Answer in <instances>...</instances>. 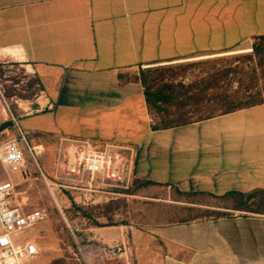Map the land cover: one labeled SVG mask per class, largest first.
I'll return each instance as SVG.
<instances>
[{
    "label": "crops",
    "instance_id": "1",
    "mask_svg": "<svg viewBox=\"0 0 264 264\" xmlns=\"http://www.w3.org/2000/svg\"><path fill=\"white\" fill-rule=\"evenodd\" d=\"M260 35L264 0H0V58L23 62L41 86L32 102L39 111L18 116L31 118L30 141L44 134L59 145L112 143L130 158L132 178L210 198L264 188V105L154 130L141 83L120 82L118 74L249 50ZM114 198L102 194L91 204ZM229 211L141 227L88 226L84 235L96 229L102 241L122 244L114 256L133 252L136 264H264V215Z\"/></svg>",
    "mask_w": 264,
    "mask_h": 264
},
{
    "label": "rangeland",
    "instance_id": "2",
    "mask_svg": "<svg viewBox=\"0 0 264 264\" xmlns=\"http://www.w3.org/2000/svg\"><path fill=\"white\" fill-rule=\"evenodd\" d=\"M249 51L250 49L244 51L236 49L227 53L198 55L171 63L138 68L132 71L130 76H140V70L149 69L151 70L150 76L158 74L164 81L190 85L203 79L214 70L227 67V65L238 66L247 71L255 63L254 59L242 62L235 61L234 57L245 55ZM33 78V74L24 66L23 62L9 57L0 58V93L2 95H0V124L8 123L6 125L9 131L8 137L17 135V127L5 107V100L11 114L24 130L27 141L40 145L42 149V155L38 160L40 169L44 176L52 179L57 169L56 155L59 144L56 143V139L44 134L37 135L35 141H30L25 128L31 118L24 120L18 118L20 114L32 111V102L39 92L35 84L31 88L28 87V83ZM259 83L263 85L264 81L261 80ZM30 93H33L31 98H22L28 97ZM151 117L152 120H155L153 115ZM0 178L12 180L24 210L38 209L44 213L40 221L23 230L16 239L18 242L33 240L39 244V254L29 264H136L133 252H128L126 257L124 255L114 256L113 247L118 249L117 245L122 247V244L117 243L116 245V243L102 241V238L99 237L100 233L96 229L86 232L88 234L84 235L88 224L95 221L101 227L110 226V223L141 227L146 224H164L191 218L202 213L200 209L178 208L176 204L168 201L171 197L179 198L182 201L205 202L207 206L219 207L222 205V201L217 198L200 196L182 198L171 188L159 185L141 187L139 192L145 193L143 197L116 196L115 203L107 207L103 205L104 202L81 204L77 197L69 193L52 195L43 182L38 168L28 157L25 169L15 174L8 175L0 163ZM97 204H100L98 208L93 206L91 210L88 209L91 205ZM78 207H87L86 212L91 217L84 218L78 211ZM201 209L203 210V208ZM104 215H108L110 218H106Z\"/></svg>",
    "mask_w": 264,
    "mask_h": 264
},
{
    "label": "built area",
    "instance_id": "3",
    "mask_svg": "<svg viewBox=\"0 0 264 264\" xmlns=\"http://www.w3.org/2000/svg\"><path fill=\"white\" fill-rule=\"evenodd\" d=\"M4 104L18 131L16 136L8 137L7 127L0 130V163L8 175L24 170L28 157L38 168L52 195L69 193L77 197L81 204H91L102 194L128 196L126 192L132 178V163L117 145L105 143L97 148L86 139L67 140L57 149V169L52 179H48L38 163L42 155L40 145L27 141L5 100ZM38 111L32 109L30 113ZM43 216L44 213L38 209L24 210L15 191V184L10 178H0V264H29L35 260L39 254L35 242H18L16 239L23 230L33 226Z\"/></svg>",
    "mask_w": 264,
    "mask_h": 264
},
{
    "label": "trees",
    "instance_id": "4",
    "mask_svg": "<svg viewBox=\"0 0 264 264\" xmlns=\"http://www.w3.org/2000/svg\"><path fill=\"white\" fill-rule=\"evenodd\" d=\"M247 59H254L255 61L247 71L238 66L227 65V67L214 70L203 79L190 85L164 81L158 74L150 76L151 70L149 69H142L140 76L131 78L127 77L125 73H120L118 79L120 82L133 79L141 83L148 112L155 118L152 129H165L248 108L256 104L264 105V84L260 85L259 83L261 80L264 81V35L253 38L249 53L234 57L235 61L244 62ZM34 84L37 85L38 91L41 90V86L35 77L28 83V87L31 88ZM32 94L22 98H31ZM7 124V122H2L0 130L6 128ZM147 185H156V183L150 180L131 178L126 194L135 195L141 187ZM173 191L182 198L203 197L208 194L179 191L176 188ZM215 198L222 201V205L219 206L222 209L203 208L202 210L200 207H195L194 209H200L202 213L194 215L190 219L226 216L231 214L229 210L264 215V188L247 192L228 191L220 196H215ZM115 201L116 199H110L103 205L111 206ZM99 205H91L88 209L91 210L93 206L98 208ZM86 209L87 207H78L80 214L89 219L91 216L88 215ZM104 216L110 218L108 215ZM110 225L113 224L110 223ZM88 226L100 227L101 225L94 221Z\"/></svg>",
    "mask_w": 264,
    "mask_h": 264
}]
</instances>
